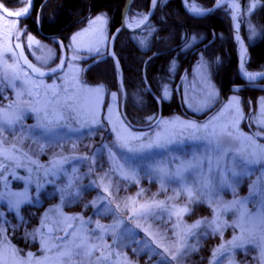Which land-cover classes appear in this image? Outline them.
I'll return each instance as SVG.
<instances>
[{"label":"rangeland","instance_id":"rangeland-1","mask_svg":"<svg viewBox=\"0 0 264 264\" xmlns=\"http://www.w3.org/2000/svg\"><path fill=\"white\" fill-rule=\"evenodd\" d=\"M233 1L221 5L231 16L237 5ZM28 4L26 0L17 11L10 10L23 12ZM188 4L195 13L209 9L202 0ZM259 4L250 0L243 14ZM147 14L128 13L127 25L136 27ZM105 18V14L94 18L67 41L61 37L47 41L22 25L23 19L11 22L0 12V120L6 121V126L0 124V193L9 192L11 201L0 199V223L10 225L5 219L13 216L21 224L30 217L23 200L55 198L41 214L42 223L26 231L33 243L22 246V259L13 253L12 264H264V93L247 101L232 94L223 102L210 63L199 60L198 72L183 86L193 100L189 109L198 119L178 112L148 115L143 109L144 124L131 126L124 118L127 94L121 63L110 52L115 32H110ZM248 29L251 38L257 37L250 22ZM239 46L241 51L240 42ZM106 51L119 67L121 91L92 86L84 77L92 58ZM247 61L244 72L260 75L247 68ZM134 99L146 106L139 94ZM219 101L220 107L213 108ZM18 122L15 130L12 126ZM59 156L72 158L70 166L50 164ZM153 163L158 171L150 172ZM72 170L83 174L82 185L64 201L59 194L56 197L54 183H72L65 179ZM129 170L136 172L132 185L127 183ZM16 180V190L6 186ZM99 184L111 196L97 189ZM82 199L94 207L104 200L102 214L88 220L82 211L78 218L74 210ZM212 207L226 209L230 234L241 236L240 242L249 241L242 252L213 255L219 246L213 238L217 230L213 220L221 216L216 211L211 215ZM206 211L195 219V213ZM47 224L55 228L53 234L45 232ZM185 234L188 249L173 255ZM0 235H6L5 228L0 227ZM53 241L61 246L55 247ZM35 242L40 244L37 251H33ZM37 254L43 257H38L39 263Z\"/></svg>","mask_w":264,"mask_h":264},{"label":"trees","instance_id":"trees-1","mask_svg":"<svg viewBox=\"0 0 264 264\" xmlns=\"http://www.w3.org/2000/svg\"><path fill=\"white\" fill-rule=\"evenodd\" d=\"M126 1L35 0L32 15L20 21L32 34L38 33L44 40L54 41L56 37L67 40L85 24L88 22L92 24L94 18L105 14L109 30L111 33H114L122 26L123 10ZM202 1L207 2V7L211 8L216 0ZM249 1L242 0L245 7H248ZM259 1L260 4L251 13L245 12L243 14V27L241 30L250 48L246 66L252 71L262 73L264 72V0ZM0 2L6 8L13 11H17L19 7L26 4V0H0ZM151 2L152 0H133L129 13L131 14L135 11L148 13ZM6 19L11 22L15 21L7 17ZM249 22L258 32L255 38H251L250 36L248 29ZM232 28L231 11L226 10V6L224 5L220 6L213 14L207 17L197 18L185 11L182 0H158L155 15L143 30L135 33L122 30L116 37L115 50L121 63L120 70L127 94V100L124 105L125 120L131 126L143 125L147 117L143 109L148 111V115H172L178 112L195 117L188 106L189 101L192 104L193 100L190 96H187L183 86L193 73L198 72L200 67L198 68L196 64H198L199 60L210 63L213 83L217 87L223 102L232 94H239L240 97L243 96L246 99L256 98L258 93L261 94L264 90L257 88L256 84H261L263 80L256 84H250L239 75L240 46L238 39L233 36ZM205 40L206 42H204ZM92 61L90 67L84 71L87 83L92 86L107 87L111 90L120 89L118 79L119 67H116L115 61L109 55V52L106 51L100 54V57H93ZM197 84L198 87H203L201 82L197 81ZM191 91L202 93L200 90L198 92L196 87H191ZM137 94L145 100L146 106L141 107L136 102L134 98ZM220 104L219 101L216 106H211L209 109L212 107L218 108ZM144 115L145 117L142 118ZM196 116L201 117L197 114ZM195 118L198 119V117ZM20 123L18 122L12 127L17 130ZM0 124L6 126V121L0 120ZM89 127L91 128L93 125ZM108 129V132L112 135L111 128ZM89 130H85L86 134L89 133ZM25 131H28V129H25ZM33 140L36 141V139ZM104 147L106 149L108 146ZM62 162H64L63 165L69 167L72 163V158L59 156L50 160V164H55V168ZM149 171H158L154 163ZM133 172L135 171H126L129 176L127 179L129 182L127 183L130 185L135 184L132 181L136 180ZM82 175V173L72 170L68 172L65 178L72 179V183L69 181H66V183L56 181L54 183L57 186L56 197L59 194L60 198H64L65 201L71 194V190L75 191L77 185H82L79 181ZM167 178L168 180H172L169 177ZM91 179H94L95 182L98 180L95 176H92ZM18 181H10L6 186L16 190L15 185ZM89 181L91 180H86L88 186L91 185ZM20 185L18 184L17 186L19 187ZM97 189L104 192L100 184L97 186ZM195 191L196 194H199L197 189ZM1 193L0 199H3L2 202H5L7 198L9 202L10 193H4L3 190ZM104 195L110 194L104 192ZM54 199L44 196V198H31V200L26 202L23 200L25 207L31 211V216L25 217L21 224H19L18 219H12L13 216L6 218L5 223L10 225H5V227L1 223L0 227L13 231L20 229L19 232H13V236H16L22 246L31 245L33 242L29 238L30 235L26 234V231L42 223L41 214L52 205L51 201ZM104 202V200H101V205L94 207V205L90 206L82 199L75 206L78 209H75L74 213L79 218V213L83 214L85 212L86 216L84 217H87L86 219L88 220L98 217L100 213L102 214L101 209ZM218 205H221V202ZM223 205V207H227L228 204L225 203ZM12 206L14 208V205ZM223 207L218 210H215L213 207L211 208V215L216 211L221 216L214 218V226L217 230L212 232L214 233L213 238L215 242L219 245L213 255L218 257L224 253H240L250 245L247 240L240 242L241 236L238 237L235 233L233 235L230 234V220L228 217L224 218V210L226 209ZM140 209L134 208V211L138 212ZM205 213L207 211L195 213V219L202 218ZM80 219L81 221L84 220V218ZM187 234H185L186 239L180 238L179 248L173 252V255L179 250L185 251L188 249L184 245L188 242ZM207 254H210L209 250ZM151 262H156V259L151 260Z\"/></svg>","mask_w":264,"mask_h":264},{"label":"water","instance_id":"water-1","mask_svg":"<svg viewBox=\"0 0 264 264\" xmlns=\"http://www.w3.org/2000/svg\"><path fill=\"white\" fill-rule=\"evenodd\" d=\"M28 1H29V4H28L29 6H28V11H27L26 14H23V15H21L19 17H16V16H7V17H9L11 19H26V18L30 17L32 15V13H33V10H34L35 0H28ZM157 1L158 0H152L150 11L147 14L146 18L142 22H140V24H138L136 27L130 28L127 25V16H128V13H129V10L131 8L133 0H127L126 4H125V7H124V10H123V18H122L123 27L122 28H124L126 31L134 32V33L143 30L149 24V22L151 21V19L155 15ZM228 1H232V0H216L214 5L211 8L205 10V12H203V13H195V12H193L191 10V8L189 7L187 0H182V5H183V8L185 9V11L189 15L197 17V18H202V17H207L208 15L213 14L222 4H224L225 2H228ZM234 1L237 3V5H236V7H235V9L233 11V16H232L233 32H234V36L238 39V41L242 45V49L240 51L241 52V54H240L241 56H240V64H239V75L247 83L256 84V83H259L260 81L264 80V72L261 73L258 76H255V77L248 78V77L245 76V73H244V66L245 65L244 64H245V60H246V58H247V56H248V54L250 52V49H249V46L247 44L246 39L244 38L241 30L238 27V21H239L240 16L244 13L245 6H244V3L242 2V0H234ZM0 4H2V3L0 2ZM122 28L117 30L112 35L111 41H110V52L116 58L118 64H120V63H119L118 57L116 55V50H115L114 44H115L116 37H117L118 33L122 30ZM65 61H66V57H65V60H64L62 68L64 67ZM59 71L60 70L53 71V72L42 71V74H44V75H52V74L58 73ZM46 230H47V232H51L52 227L51 226H47Z\"/></svg>","mask_w":264,"mask_h":264},{"label":"flooded vegetation","instance_id":"flooded-vegetation-1","mask_svg":"<svg viewBox=\"0 0 264 264\" xmlns=\"http://www.w3.org/2000/svg\"><path fill=\"white\" fill-rule=\"evenodd\" d=\"M8 10H10V9H8ZM14 20H16V19H14ZM256 85L258 86L257 88L264 90V80L261 84H256ZM261 93H264V91ZM241 98L245 101L248 100V99L244 98L243 96ZM1 223H2V221H1ZM47 226H51V225L50 224L45 225V232L53 234L55 231V228H53L51 226L52 227L51 232H47V230H46ZM6 235L9 236L8 239L6 238ZM6 235L5 236L0 235V264H12V260H13V257L15 255L13 253H16V252H17L18 260L22 259V253H21L22 244H20L18 242V239L16 238V236H13V231H11V229L10 230L6 229ZM3 244H9V246L11 245L13 247V249H6V248H4ZM35 244H36L35 247H37V248L33 249V251H37L40 248L39 242H35ZM53 244L55 245V247L61 246V243H59L58 241H53ZM55 247H53V248L55 249ZM9 250H10V252L8 253ZM38 257H42V255H39V254L36 255V262L37 263L41 262V258H38ZM55 264H61V262H56ZM63 264H66V263H63Z\"/></svg>","mask_w":264,"mask_h":264},{"label":"snow or ice","instance_id":"snow-or-ice-1","mask_svg":"<svg viewBox=\"0 0 264 264\" xmlns=\"http://www.w3.org/2000/svg\"><path fill=\"white\" fill-rule=\"evenodd\" d=\"M27 11H28V9L25 8L23 10V12H11L7 8H5L3 4H0V12H2V14L5 15L6 17L7 16H16V17H19V16H21L23 14H26Z\"/></svg>","mask_w":264,"mask_h":264},{"label":"bare ground","instance_id":"bare-ground-1","mask_svg":"<svg viewBox=\"0 0 264 264\" xmlns=\"http://www.w3.org/2000/svg\"><path fill=\"white\" fill-rule=\"evenodd\" d=\"M187 2L189 3V0H187ZM233 4H234V1L232 2ZM189 5V4H188ZM235 5H236V3H235ZM151 7V6H150ZM190 7V6H189ZM191 8V7H190ZM192 11H193V9H192ZM149 13V12H148ZM67 40H69V39H67ZM66 40V41H67ZM63 47H65L64 45H63ZM245 73V76L246 77H248V78H250L251 76L249 75V74H247L246 72H244Z\"/></svg>","mask_w":264,"mask_h":264}]
</instances>
